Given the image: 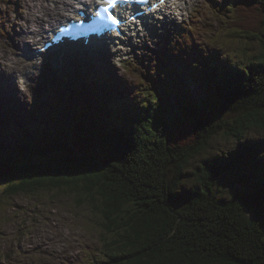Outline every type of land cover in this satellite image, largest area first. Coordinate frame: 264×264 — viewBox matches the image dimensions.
Masks as SVG:
<instances>
[{
  "label": "trees",
  "instance_id": "1",
  "mask_svg": "<svg viewBox=\"0 0 264 264\" xmlns=\"http://www.w3.org/2000/svg\"><path fill=\"white\" fill-rule=\"evenodd\" d=\"M220 9L229 32L259 40L264 0H233ZM198 31L191 27L173 51L183 58ZM220 52L194 50V60L183 58L206 88L205 100L193 102L185 88L176 110L166 113L150 91L121 90L116 103L107 89L97 113L115 116L105 121L107 132L84 134L76 123L71 136L67 126L38 135L30 126L0 144L3 195L67 191L77 208L101 217L103 264H264V143L247 139L250 130L264 132V41L244 62ZM174 73L178 80L184 75ZM219 133L235 145L202 158L190 174L193 183H184L189 164ZM244 162L256 173L234 178L238 186L220 192L223 178Z\"/></svg>",
  "mask_w": 264,
  "mask_h": 264
},
{
  "label": "rangeland",
  "instance_id": "2",
  "mask_svg": "<svg viewBox=\"0 0 264 264\" xmlns=\"http://www.w3.org/2000/svg\"><path fill=\"white\" fill-rule=\"evenodd\" d=\"M183 1L182 4L185 3ZM232 1L190 0L189 2L188 0L185 3L186 9L178 15L177 21L168 22L169 24L159 27L158 35L154 33L155 37L152 35L147 37L143 34V38L148 40L144 42V47L138 49L143 50L142 53H134L135 46L130 45L128 51L126 50L121 56L115 55L114 60L110 62L112 64L110 81L118 80L119 84L116 86L111 81L114 90L112 92L109 89L110 98L118 103L122 99V94L120 91L119 93L116 91L120 88L124 89L128 85L131 88L130 93L134 95L139 90L141 92L151 90L150 92H154L157 96L156 101L171 111L174 102L180 100L183 94L182 90L185 88L190 98H193L197 92L201 97L204 96L206 88H203L197 78L187 71L183 58L170 49L172 42L180 44L184 34L190 33L191 27H197L199 31L196 37L191 36L188 48L181 51L184 56L192 55L193 50L204 52L211 49L220 50V56H226L227 60L232 58L233 61L244 62L246 58L252 59L254 53L260 50L261 41H264V30L257 35L259 40L229 32L224 22L225 17L217 8L220 5H230ZM30 3L32 0H0V54L5 52V56L9 59V62H5L6 65L1 68H5L3 70L7 72L4 73L6 75L10 71L23 70L26 67V64L15 59L16 56H20L16 52V50L20 51L18 44L22 45L24 42L23 38H20L19 42L17 37L21 28L35 30L36 26L33 29L30 28L33 23L40 26L41 15L28 12L27 4ZM73 5H76V2H73ZM179 9L180 6L177 11ZM37 17L40 18L37 19ZM24 18L28 20V24H24ZM48 20L50 23L45 30L49 25L58 21L53 17ZM27 40L29 37L25 38V41ZM138 40L141 39L135 37L132 42ZM29 45L34 46L32 42H29ZM13 46H15L14 50H12ZM125 53L129 56H124ZM14 60L15 62H12ZM79 60L81 61V59ZM1 62L3 60L0 58ZM92 63L95 62L92 61ZM173 64L182 68V71H186L182 79L177 80L175 77ZM44 70L38 74L39 79L35 84L23 93L24 100H14L16 97L9 99L0 97L1 102L7 104L0 109L2 114L0 130H5L7 125L29 126L34 124L37 119L41 121L33 127L38 135L41 134L43 128L54 131L70 119L83 122L84 134L89 131L92 125L99 128L97 117L90 114L91 108L100 106L98 105L99 97L92 92L91 95L94 98V104H92V97L87 90H84V87L80 91L76 90L72 84L80 77L79 75L61 79L50 78V89L48 90V82H46L37 98L34 96L33 89L37 86ZM71 71H74V67ZM158 72H160V76ZM205 73L209 74V69ZM2 80L4 79L0 77V81ZM145 82L150 84V90H147ZM204 83H206L205 80H203ZM17 92H21L18 87ZM58 102L63 106H59ZM85 104L86 108H84ZM164 108L163 110H165ZM77 109H81L82 112H76ZM33 127L29 130H32ZM21 130L20 128L19 131ZM17 133L14 131L8 137H0V144H5V141L15 138ZM247 139L250 141L259 140L264 143V132L258 129L250 130ZM234 145L222 133L215 136L209 149L204 154L202 153L203 156L201 154L195 159L194 164L190 163L187 167L189 176H186L185 180L182 179L184 183L188 185L193 183L190 174L202 158L225 151ZM250 165L251 162H244L240 167L241 171H234L223 178V187L219 191H231L228 187L229 184L237 187L238 184L233 181L236 177L254 175L256 171ZM241 183L244 184L242 181ZM183 187L179 186L178 190ZM249 187L250 185L245 184V190ZM3 188L4 185H1L0 264H96L99 262L103 264L105 257L102 254L99 233V230L103 232V229L100 228L101 217L98 214L90 213L86 208H77L73 203L72 196L67 191L39 189L28 195L8 197L3 195ZM172 202L178 206L174 198Z\"/></svg>",
  "mask_w": 264,
  "mask_h": 264
},
{
  "label": "bare ground",
  "instance_id": "3",
  "mask_svg": "<svg viewBox=\"0 0 264 264\" xmlns=\"http://www.w3.org/2000/svg\"><path fill=\"white\" fill-rule=\"evenodd\" d=\"M73 2H76L77 5L80 4V2L79 1H76V0H32V3L27 4L28 12L29 13H35V14L41 15V18L42 19L40 20V26L39 25H35L33 23V25L30 26V28L33 29L36 26V29L35 30H28V28H21L19 34L17 35L19 42H20V38H23L22 39V40H24L23 43L26 44V45H27V42H32L35 45L38 44L40 42V40L43 38V36H44V32H45L46 26L50 23V21L48 19H50L51 17H53L54 19L62 20L63 19L64 12L68 11V12H70V14H74L75 13L71 9ZM169 3L170 4H168V6L165 8V10L168 9V10H171V11L174 10L175 12H177V9H178L179 5H176L175 2L174 1H171V0H169ZM162 7L164 8V6H162ZM59 16H61V19L59 18ZM93 17L95 18V16H93ZM39 18L40 17H37V19H39ZM135 18L140 19L141 18V13L137 17H135ZM23 20H24V24H28V20L26 18H24ZM93 22H92V24L90 26H88L86 28L92 30V28L94 26L93 25L94 24ZM139 24H140L139 21H137L135 23H132V22L129 23L128 25L125 26L126 27V31L129 32V33L137 32L138 29H139ZM162 24H166L165 18H164ZM55 25H56L55 22H54V24L49 25L47 31H50V30L54 29L55 28ZM151 26H153L152 23H151ZM144 27L147 28L149 26H144ZM65 29L66 28L63 26V29L58 33L59 37H58L57 42H56L57 44H64V43H66L68 41V40H66L64 38V35L66 33V30ZM132 36H135V34H132ZM27 37H29V40L25 41V38H27ZM110 39H112V42H114L113 38L112 37H109L107 39V44H109ZM145 40H147V38H145ZM130 43H131V39L128 38L127 41H126V43H125V46H128ZM18 49H20V51L16 50V52L20 56H16L15 59L18 62H21L23 64H26V67L23 68V70L24 69H27L31 65H36V62L35 61H32V62H28L27 61L28 60V54H30V52L32 51L31 46L28 45V48L26 49V51H24L22 49V45L20 43V44H18ZM123 49L121 51H123ZM22 52H24L26 55L25 54H22ZM113 52H120V51L117 50L116 48L113 49V50H111L109 47H106L105 50L103 51V54L106 57H109L110 58V57H112ZM79 55L82 56L87 61H91L90 59H92V56H93L92 53L91 52H88V51H82L81 53H79ZM0 58L3 60V62L0 63V77L2 79L6 80V81L9 78L13 79L14 76L7 77V75L4 74L6 71L3 70L4 68H1V67H4L6 65L5 62L6 63L9 62V59L5 56V52H2V54H0ZM59 61H61V60H59ZM12 62H15V60L12 61ZM163 63L165 64V62H163ZM96 70L97 71H102V68L99 67V66H97ZM19 76H20V74L18 75V78H19ZM34 76H35V74H34ZM14 92H16V91L15 90L14 91L12 90L10 92V89L7 90V93L9 95H13ZM17 98H20V94L18 95ZM76 112H79V109H77Z\"/></svg>",
  "mask_w": 264,
  "mask_h": 264
},
{
  "label": "snow or ice",
  "instance_id": "4",
  "mask_svg": "<svg viewBox=\"0 0 264 264\" xmlns=\"http://www.w3.org/2000/svg\"><path fill=\"white\" fill-rule=\"evenodd\" d=\"M97 5H100L94 12L95 20L94 24L97 28H107L109 25L117 24V15L112 11L116 9L121 3L130 4L133 0H95ZM163 2V0H161ZM83 23V21H81Z\"/></svg>",
  "mask_w": 264,
  "mask_h": 264
}]
</instances>
